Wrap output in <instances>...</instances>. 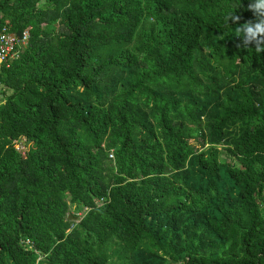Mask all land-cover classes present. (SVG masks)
I'll return each mask as SVG.
<instances>
[{"label":"trees","instance_id":"1","mask_svg":"<svg viewBox=\"0 0 264 264\" xmlns=\"http://www.w3.org/2000/svg\"><path fill=\"white\" fill-rule=\"evenodd\" d=\"M249 2L0 0V264H264Z\"/></svg>","mask_w":264,"mask_h":264},{"label":"clouds","instance_id":"2","mask_svg":"<svg viewBox=\"0 0 264 264\" xmlns=\"http://www.w3.org/2000/svg\"><path fill=\"white\" fill-rule=\"evenodd\" d=\"M247 10L252 13L251 19L240 23L241 16L234 12L225 16V22L238 25L235 27V37L240 41L237 47L253 49L260 54L264 52V0H250Z\"/></svg>","mask_w":264,"mask_h":264},{"label":"built area","instance_id":"3","mask_svg":"<svg viewBox=\"0 0 264 264\" xmlns=\"http://www.w3.org/2000/svg\"><path fill=\"white\" fill-rule=\"evenodd\" d=\"M28 38L27 30L16 34L10 29V25L0 21V68L19 56L20 51L26 47Z\"/></svg>","mask_w":264,"mask_h":264},{"label":"rangeland","instance_id":"4","mask_svg":"<svg viewBox=\"0 0 264 264\" xmlns=\"http://www.w3.org/2000/svg\"><path fill=\"white\" fill-rule=\"evenodd\" d=\"M0 95H1V94H0ZM0 98H1V97H0ZM15 142H16V141H15ZM23 146H24V144H23L20 140H18V141L15 143V147L18 148L20 151H22ZM78 214H80V213H78ZM75 220H77V219H75Z\"/></svg>","mask_w":264,"mask_h":264},{"label":"water","instance_id":"5","mask_svg":"<svg viewBox=\"0 0 264 264\" xmlns=\"http://www.w3.org/2000/svg\"><path fill=\"white\" fill-rule=\"evenodd\" d=\"M70 218L77 219V221L79 219V217H76V216H70Z\"/></svg>","mask_w":264,"mask_h":264}]
</instances>
